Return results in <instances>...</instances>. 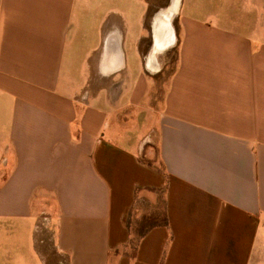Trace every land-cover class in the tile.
Listing matches in <instances>:
<instances>
[{
    "label": "crops",
    "instance_id": "obj_1",
    "mask_svg": "<svg viewBox=\"0 0 264 264\" xmlns=\"http://www.w3.org/2000/svg\"><path fill=\"white\" fill-rule=\"evenodd\" d=\"M170 5L0 0V264H264V33Z\"/></svg>",
    "mask_w": 264,
    "mask_h": 264
},
{
    "label": "rangeland",
    "instance_id": "obj_2",
    "mask_svg": "<svg viewBox=\"0 0 264 264\" xmlns=\"http://www.w3.org/2000/svg\"><path fill=\"white\" fill-rule=\"evenodd\" d=\"M192 2L193 0H184L183 15L198 12L199 15L208 18L210 13V17L214 18L206 20V23H212L216 27L233 31L258 30L264 33V0H196L193 9ZM175 60L176 56H172L169 66L160 76L166 78L171 75ZM161 92L160 87L159 93ZM48 237L49 234L44 231L43 238ZM44 247L46 253L51 251V244L48 241Z\"/></svg>",
    "mask_w": 264,
    "mask_h": 264
},
{
    "label": "flooded vegetation",
    "instance_id": "obj_3",
    "mask_svg": "<svg viewBox=\"0 0 264 264\" xmlns=\"http://www.w3.org/2000/svg\"><path fill=\"white\" fill-rule=\"evenodd\" d=\"M179 4H181V0H171L170 7L164 9L160 14H158L156 18L158 27L160 25L168 26L172 22L173 18L179 11Z\"/></svg>",
    "mask_w": 264,
    "mask_h": 264
},
{
    "label": "bare ground",
    "instance_id": "obj_4",
    "mask_svg": "<svg viewBox=\"0 0 264 264\" xmlns=\"http://www.w3.org/2000/svg\"><path fill=\"white\" fill-rule=\"evenodd\" d=\"M180 5V4H179ZM173 43V42H172ZM154 61H155V59H154ZM150 66V65H149Z\"/></svg>",
    "mask_w": 264,
    "mask_h": 264
}]
</instances>
